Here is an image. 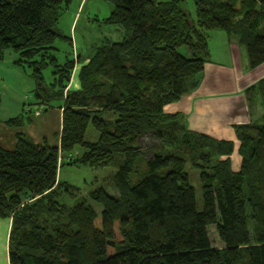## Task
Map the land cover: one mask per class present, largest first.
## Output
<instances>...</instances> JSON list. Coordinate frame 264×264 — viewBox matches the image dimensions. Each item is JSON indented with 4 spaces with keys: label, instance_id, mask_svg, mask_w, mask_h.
Wrapping results in <instances>:
<instances>
[{
    "label": "trees",
    "instance_id": "16d2710c",
    "mask_svg": "<svg viewBox=\"0 0 264 264\" xmlns=\"http://www.w3.org/2000/svg\"><path fill=\"white\" fill-rule=\"evenodd\" d=\"M71 1L0 0V60L15 52L36 99L46 110L59 100L62 109L59 145L25 132L14 149L0 144L9 264H264V78L246 89L249 121L235 125L238 170L234 141L192 130L165 109L200 85L211 55L207 30L236 38L250 68L264 62V0H195V17L186 0H111L104 20L123 37L88 57L57 28ZM58 38L72 48L63 61ZM31 111L7 123L22 126ZM89 125L95 141L86 139ZM65 162L116 167L117 194L89 192L101 212L86 197L61 200L79 191L59 179ZM189 169L198 171L202 208ZM212 225L224 246H213Z\"/></svg>",
    "mask_w": 264,
    "mask_h": 264
},
{
    "label": "crops",
    "instance_id": "0c3cea01",
    "mask_svg": "<svg viewBox=\"0 0 264 264\" xmlns=\"http://www.w3.org/2000/svg\"><path fill=\"white\" fill-rule=\"evenodd\" d=\"M82 2L83 0L80 5ZM216 34L219 36L220 46L215 49L209 39L211 55L205 63L200 85L191 93L183 95L178 101L168 104L165 109L168 112L183 115L187 121L185 124L192 130L207 133L217 139L234 141L235 151L231 157L234 169L238 170L241 157H235L240 145L235 125L250 119L246 89L264 78V62L255 68H250L245 47L242 44L241 46L244 48L240 47L239 42L230 38L224 31H216ZM6 55L7 51L4 59L0 60V80H4L6 83L2 94H0V144L4 148L14 149L17 132H25L36 142L47 141L50 144L48 127L51 128L49 125L51 121L48 117H41V108H38L41 109V113L36 114L39 119L35 120L30 117V122L19 127L7 123V120L19 115L24 111V108L26 110L30 107H23L22 99H19L20 102L16 101L18 100L17 87H22V94H24L27 89H34L35 84L23 68L15 64V60L18 58L17 54H12L8 58ZM87 61L86 59L85 63ZM11 74H17L18 77L11 80L9 79ZM71 84L75 87L80 85L76 77L73 78ZM4 99H7L5 103L3 102ZM35 105L39 104L35 103ZM13 106L18 107L17 114L7 116L12 111ZM40 106L42 107V105ZM30 108L32 109V107ZM60 110L62 117V109L60 108ZM1 111L5 113L3 116ZM61 130L62 123L59 134L57 133L58 142L54 145H59ZM9 229L10 222L8 223V236Z\"/></svg>",
    "mask_w": 264,
    "mask_h": 264
},
{
    "label": "rangeland",
    "instance_id": "374dc122",
    "mask_svg": "<svg viewBox=\"0 0 264 264\" xmlns=\"http://www.w3.org/2000/svg\"><path fill=\"white\" fill-rule=\"evenodd\" d=\"M81 1L82 0H72L69 6L64 9L60 21L57 25L58 30L63 35L72 37L73 46L76 49L75 53H81L83 56H88L93 53L95 47L107 42L119 41L122 39L124 34V30L122 29V27L118 24L109 23L104 20L106 17L109 16L112 9L114 8V3L111 0H83L82 4L80 5ZM184 7L190 11L193 17L196 16L195 0H186ZM216 31L224 30H207L209 34V39L215 49L217 46H220V41H218L219 36H217ZM232 39L237 41L236 38ZM238 45L244 48L243 46H241L240 43ZM56 46L57 50L55 51V53L57 57L61 61H63L65 59L66 54L72 50L70 42L66 38H58L56 41ZM11 53L16 55L15 52L9 49L7 50V58L12 55ZM214 57L216 58V56ZM24 72L28 75L25 70ZM45 76L46 80L49 81L51 79V67L45 70ZM4 77H6L5 74ZM15 77H18V75L11 74L9 76V79L13 80ZM4 86H6V83L4 82V80H0V88H2L0 94H2ZM17 99L18 100L16 101L19 102V99H22L23 107H32V111L26 114L28 117H31L35 120L39 119V116H37L36 114L41 113H36V111H41L42 109L41 117H48L51 121V123H49V125H51V128L48 127V138L50 144H57V133L59 134L60 126L62 123V117L60 112L61 101H53L52 105L48 106L46 110V106L44 104H40L42 105V107L40 105H35V103L37 104L38 100L36 99L33 89H27L26 92L22 94V87H17ZM6 101L7 99L3 100L4 103ZM17 109L18 107L13 106L12 111L9 112L7 116L17 114ZM1 114L3 116V114L5 113L1 111ZM183 120L185 123H187L186 119ZM98 136L99 132L92 125H89L88 130L86 132V139L90 141H95L98 139ZM81 151L82 148H77L73 152L72 156H76ZM236 156L239 157L238 153H235V157ZM69 158L65 157L64 160H67ZM115 171L116 167H114L113 165L104 167H91L82 164H68L65 162L59 169V179L61 181H66L76 185L79 188V191L75 196H62L61 200L69 205H74L76 202L86 197L88 202L96 209V211L101 212V210L103 209V205L98 201L91 199L88 196L89 192L103 186L109 193L117 194V190L110 183L111 175ZM189 172L192 175V180L196 189V196L198 199L199 207L202 208V190L198 179V171L194 169H189ZM8 223V219L0 218V264H9L7 244ZM209 232L213 246H224V243L218 237L216 227L214 225L209 227Z\"/></svg>",
    "mask_w": 264,
    "mask_h": 264
},
{
    "label": "water",
    "instance_id": "95a60500",
    "mask_svg": "<svg viewBox=\"0 0 264 264\" xmlns=\"http://www.w3.org/2000/svg\"><path fill=\"white\" fill-rule=\"evenodd\" d=\"M37 104H44V100L42 99V100H39V101H37Z\"/></svg>",
    "mask_w": 264,
    "mask_h": 264
},
{
    "label": "built area",
    "instance_id": "2783aa9c",
    "mask_svg": "<svg viewBox=\"0 0 264 264\" xmlns=\"http://www.w3.org/2000/svg\"><path fill=\"white\" fill-rule=\"evenodd\" d=\"M36 113H40V110L39 111H36ZM69 158V157H68Z\"/></svg>",
    "mask_w": 264,
    "mask_h": 264
}]
</instances>
